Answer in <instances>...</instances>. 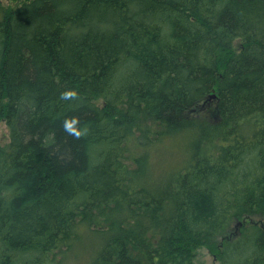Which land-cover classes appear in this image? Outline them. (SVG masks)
Instances as JSON below:
<instances>
[{
  "label": "trees",
  "instance_id": "trees-1",
  "mask_svg": "<svg viewBox=\"0 0 264 264\" xmlns=\"http://www.w3.org/2000/svg\"><path fill=\"white\" fill-rule=\"evenodd\" d=\"M0 122V264H264V0L0 3Z\"/></svg>",
  "mask_w": 264,
  "mask_h": 264
},
{
  "label": "rangeland",
  "instance_id": "rangeland-1",
  "mask_svg": "<svg viewBox=\"0 0 264 264\" xmlns=\"http://www.w3.org/2000/svg\"><path fill=\"white\" fill-rule=\"evenodd\" d=\"M0 3L4 6L14 7L17 4V0H0ZM236 43L238 44V42ZM8 143V129L4 122H0V146H7ZM182 143L180 144L176 139L161 140L145 150L148 157L147 161L151 181H158L160 177L162 178L170 173L175 167L179 168L181 166L185 157V150L182 147ZM234 233H236V230ZM88 240L84 242L85 244L81 250H77L71 256H67L68 258L65 256V259L60 264H87L89 260L88 256L92 252ZM195 260L203 264H216L215 258L204 248L196 252Z\"/></svg>",
  "mask_w": 264,
  "mask_h": 264
},
{
  "label": "water",
  "instance_id": "water-1",
  "mask_svg": "<svg viewBox=\"0 0 264 264\" xmlns=\"http://www.w3.org/2000/svg\"><path fill=\"white\" fill-rule=\"evenodd\" d=\"M216 96L214 94H211L210 97L208 98V100H212V99H215Z\"/></svg>",
  "mask_w": 264,
  "mask_h": 264
}]
</instances>
